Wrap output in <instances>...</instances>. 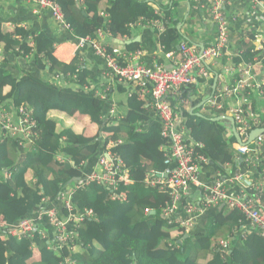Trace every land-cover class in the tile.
<instances>
[{
	"label": "trees",
	"instance_id": "1",
	"mask_svg": "<svg viewBox=\"0 0 264 264\" xmlns=\"http://www.w3.org/2000/svg\"><path fill=\"white\" fill-rule=\"evenodd\" d=\"M58 1L76 37L95 39L98 30L103 29L112 33V43L117 44L116 39L132 37L136 26L133 24L141 22L142 26L152 29L157 46L165 53L174 50L183 40L192 43L181 24L194 22V16L203 19L204 11L193 7L206 2L188 0L192 11L185 18L178 16L181 0L166 4L153 0ZM103 11L106 17L101 14ZM154 20H158L159 27L150 23ZM3 24L0 20V44L4 43V53L11 55H5L0 61V99L31 105L38 124L35 130L40 137L34 145L26 146L22 139L19 140L22 145L10 139L0 141V220L14 224L32 216L45 198L57 200L62 186L73 183L76 184L70 198L73 208L77 211L92 209L94 216L82 221L78 237L59 253L48 249L47 239L38 236L35 240L21 241L14 237L0 238V264H61L66 256H72L79 264H264V234L250 231L242 235L241 230L248 221L236 209H229L225 214L228 211L225 206L206 222L204 233H194L193 227L183 230L180 223H170L162 215L171 193L146 185L145 178L152 170L156 173L167 170L165 151L161 148L166 139L158 118L152 117L153 120L142 126L151 114L147 99H141L135 91L127 100V114L113 121L105 113L111 102L89 87L91 72L81 64L80 51L71 63H65L54 55L55 43L45 32H38L34 37L20 25L11 30ZM254 37V33L240 35L237 43L243 49L242 59L257 57L264 67V47L263 51L257 50ZM126 47L137 49L142 45L135 41ZM31 53L33 67L15 75L9 69L8 56L22 59ZM45 74L66 84L46 79ZM198 90V85L186 84L174 98L169 96L170 104L177 107L183 121L191 128L193 138L204 143L202 151L211 161L210 166L218 171H226L225 165L231 163L234 167L240 164L246 168L244 161H234L236 150L254 138L249 135L238 142L234 134L225 133L226 122L213 120L229 115H224L223 110L208 114L197 108L200 116L183 105L177 106L180 101L198 94ZM212 92V87L208 88L207 93L192 100L191 105L197 107ZM259 100L264 101V98ZM253 103L264 129L261 102ZM53 112H57L55 117L51 115ZM76 114L79 118H75ZM86 117L89 124L82 131L59 123L63 119L68 124L81 123ZM139 127L141 131L137 130ZM111 140H121L116 149L127 163L133 181L118 190L126 195V201L112 199L111 188L96 182L77 187V183L83 184L79 179L83 177L86 163L98 160L105 143ZM60 152L68 155L64 162L57 159ZM261 152L264 154V144ZM29 172L34 180L27 178ZM255 172L257 177L259 170ZM152 210L156 213L152 214ZM234 230H238L237 235ZM230 235L234 236L231 248L220 249V241ZM33 241L38 255L31 247ZM76 246L80 247L79 252L74 251Z\"/></svg>",
	"mask_w": 264,
	"mask_h": 264
},
{
	"label": "built area",
	"instance_id": "2",
	"mask_svg": "<svg viewBox=\"0 0 264 264\" xmlns=\"http://www.w3.org/2000/svg\"><path fill=\"white\" fill-rule=\"evenodd\" d=\"M1 1V0H0ZM29 4H36L40 9H50L53 16L64 27L69 25L64 20L62 5L58 0H24ZM193 1V0H191ZM200 1V0H194ZM237 0H206L201 5H196L193 9H201L204 11V18L211 19L216 29L217 39L213 45L204 47L203 50L192 45L186 40L181 41L177 47L165 53L167 59L170 60L168 65L162 64L156 67H149L145 63H139L142 57V51L125 54L120 48H110L104 43L105 33L100 30L98 40L92 41L89 37L81 38L79 46L84 47L88 42L97 54L103 56L108 61L113 70L110 73L117 76L119 80H134L139 83L141 89H146L148 93L154 97V107L158 112L163 123V135L170 141V147L165 151V164L168 166L166 173L161 175L147 176L146 184L151 186L160 185L162 188L171 190L172 202L163 209L165 218L170 223L176 221L180 223L183 230L192 228L200 216L207 208L218 204L238 210L248 221V228L242 229V235L245 231H257L264 234V154L261 149L264 144V134L254 137L252 142L241 144L237 152L236 159L244 161L246 168L240 164L236 165V169L228 175L217 176L212 185H206L200 178L202 163L207 158L201 153L202 143L191 144L185 136V128H179L178 113L164 100L165 94L169 90L177 89L184 84L197 83L201 78H208L209 72L206 67V61H213L221 58L225 52H229V41L231 34L232 22H237L240 14L234 15L228 6ZM241 1V0H239ZM250 3V17L256 18L258 15L264 21V3L262 0H246ZM102 15L107 16L104 11ZM260 22H262L259 19ZM158 26V20L150 22ZM159 27V26H158ZM162 28V26H160ZM261 34H256V39ZM55 54V53H54ZM59 60L60 56L55 55ZM127 58V66L120 63L121 59ZM235 67L233 66V70ZM255 67L247 64L243 70L238 84L233 88V94L236 98V106L233 109V119L236 129L242 138H248V131L253 127H258L261 123L260 113L254 111L253 96L255 94H264L261 91V81L258 74L253 73ZM199 77V78H198ZM212 106L221 109L222 105L217 98L210 101ZM16 119L5 109L0 108V141L13 139L24 145H34L37 142L38 127L37 120L33 117L31 110L27 105L18 107ZM121 141H110L105 145L104 151L101 152L98 163L100 169L104 172L101 177H89L88 174L82 180L86 186L94 181L113 188L111 195L114 200H125L126 195L118 192L121 184H131L132 180L127 167L123 169L125 162L115 147ZM165 150V147H163ZM65 153L60 152L57 159L64 162L67 159ZM243 157V158H241ZM259 170L256 177L255 170ZM164 175L167 177L164 178ZM9 177L10 174L7 173ZM150 179H152L150 181ZM149 182L151 184H149ZM203 183V184H202ZM190 184L202 188V195L196 205L192 204L187 207L189 215L183 217L175 215L179 204L181 203L183 193L189 191ZM176 191L177 194H173ZM178 194H182L181 197ZM62 196L66 198L65 210L69 216L64 217V213L59 215L56 210H44L37 216L25 217L18 222L11 224L6 220H0V238L14 237L18 240L25 238H35L40 236L47 239V232L39 224L45 217L49 220V225L54 229L55 234L51 238L49 247L54 251L62 250L69 242L75 241L74 235L68 230L71 221L77 220L82 222L86 217L92 218L93 211L85 209V211L75 210L70 200L71 192H63ZM76 212H75V211ZM75 228V227H74ZM238 233H235L237 235ZM233 235L223 239L219 243V248L226 251L231 248ZM180 242V241H178ZM173 246V243H171ZM179 245H177L178 247ZM61 264H78L72 257H66Z\"/></svg>",
	"mask_w": 264,
	"mask_h": 264
},
{
	"label": "crops",
	"instance_id": "3",
	"mask_svg": "<svg viewBox=\"0 0 264 264\" xmlns=\"http://www.w3.org/2000/svg\"><path fill=\"white\" fill-rule=\"evenodd\" d=\"M156 3L159 4H166L170 2L171 0H153ZM264 3V0H262ZM240 3H233L232 7L237 10ZM190 3L188 0H181L180 7L178 9V16L179 17H187L190 13ZM192 11V10H191ZM194 11L192 12V14ZM244 14V13H243ZM240 14L241 19H238L236 25H233L232 27V33L230 34V41H229V52H225L224 55L221 58L215 59L213 61H206V67L209 72L208 78H201L199 79V93L198 95H192L189 99H186V101L182 100L180 101L177 106L183 105L187 107L191 113L195 111L196 114L199 115V112L195 109V106L191 105L192 100H196L201 95V92L203 94H206L208 91V87L213 89V98H217L218 102L222 105L221 109L217 110H223L224 115H229L227 117H223L221 121H224L227 123V129L226 134L232 133L234 134V131L238 132L236 129V125H232L228 118L233 115V109L236 106V98L233 94V88L238 84L239 79L241 78L243 70L246 68L247 64H252V66L255 67V70L253 69V73L258 74L261 81V91L264 93V67L261 63V61L255 57L252 60H243L242 59V51L238 45V39L240 35H249L251 33H259L261 36H259L256 39V35L253 40L254 47L257 50H262L264 47V21L263 22H256V23H249L248 19L244 21V18L246 15ZM194 16V22H188L187 24H181V27L183 29V32L185 35L188 36L190 41L200 47L207 46L209 43L214 44L215 40L217 39L216 29L214 25L212 24L211 19H200ZM0 20L3 21V25L6 26L9 29L15 28V24L20 25L26 30H29L34 37L38 32H45L55 43V55L60 56V60L65 63H71L77 56V53H81L80 56V62L83 66L88 67V69L91 72V78L89 81L92 83L93 86L97 87L99 93L100 90L102 91L101 94H104L107 96L108 100L111 102L110 107H115V111H111L109 114H107V117L113 119V121H119L124 118L125 114H127L128 108H127V100L130 95H132L136 91V87L133 83L130 82H122V81H116L114 79H109L110 77L107 76V68L105 65V59L102 56H99L95 53L93 48L90 45H87L84 48L77 49V39L67 30L62 29L56 21H54V18L50 14V12L46 9L41 10L39 8H36L35 6H31L28 3H25L21 0H1L0 1ZM8 23H13L12 25H8ZM241 24V25H240ZM136 25V26H134ZM133 31H132V37L125 36V38H119L116 39L117 45L121 46L122 48L126 49V45L130 44L131 42H135L137 38H139V41L141 42V51H142V57L141 61L147 64H154L157 62L163 63L168 65L170 63V60L167 59L165 52L162 48H159L156 44L154 33L151 28L142 26V23L139 22L138 24H133ZM138 26H141L138 27ZM120 40H127L130 41L128 43L122 44ZM4 43L0 44V61L5 57V55H11L8 53H4ZM264 50V49H263ZM262 50V51H263ZM261 51V52H262ZM232 54V56H231ZM10 60L9 69L17 76L22 74V71L25 69H31L34 64V57L31 54L26 55L22 59L13 58L12 56H8ZM233 66L235 69L233 70ZM8 67V66H7ZM46 79H50L55 81V78L51 75L45 74ZM199 78V77H198ZM57 84L63 85L66 84L65 81L56 79ZM122 85V88H120ZM123 87L125 89H123ZM148 91L146 89L140 90V97L141 99L148 98ZM172 95V94H170ZM212 94L208 96L211 98ZM173 96L170 97L172 99ZM264 98V94H255L254 102L257 101L258 103L261 102L260 109L263 112L264 111V101L259 100ZM188 100H190L188 102ZM20 105H27L28 108L31 110L33 115V107L29 105L28 103L23 104H15L12 99L9 100H1L0 99V108L7 110L13 117V119L18 118V107ZM146 106H149L151 108V114L148 115L145 118V123L150 122L153 120L152 117L156 118V114L153 111L151 101L149 100V104ZM202 111L207 112L205 106L202 108ZM214 110H209L207 113L211 114L210 112ZM255 111V110H254ZM257 112V111H256ZM261 117V115H260ZM262 122V121H261ZM72 124V121L69 122ZM254 129H262L261 124L258 127H253L249 129L248 134L251 135V131ZM264 134V129L261 134L256 135L255 137H258L259 135ZM235 136V135H234ZM252 136V135H251ZM40 137V134L37 135L38 140ZM13 139H10V142H12ZM189 142L191 144L195 143H202L203 147L201 148V153L209 160V158L203 153L202 149L204 148V143L202 141L195 140L193 136L189 138ZM29 145V143H28ZM237 152L235 154L234 161H236ZM243 158V157H241ZM210 161V160H209ZM127 166V163H126ZM128 168V167H127ZM201 172V180L206 185H212L214 182V179H216L217 176L220 175H228L231 174L233 170L236 169L234 167V164H226L225 168L226 171H218L213 166L205 165L202 167ZM94 170L99 171L100 167L97 165V160L92 159L88 163H86L84 169H83V177L79 179V183L81 180L85 178L86 174H89L90 172H93ZM129 170V169H128ZM154 171V170H152ZM8 177V176H7ZM32 178L34 180L33 175H30V172L27 174V178ZM83 178V179H82ZM31 180V179H30ZM76 184L72 185H63L62 189L60 191V194L58 196L57 200H49L44 199L39 208L31 214L32 216L28 217H34L42 213L44 210H56L59 215L64 213V217L69 216V213L67 210H65V204H66V198L62 196L63 192H72L74 191ZM79 184L77 183V187ZM200 188L196 185H191L189 193L186 194L183 198V201H192L197 200L200 196ZM184 201V202H185ZM224 205L219 206H213L207 208L200 216H198L196 223L193 226L194 233H204L206 231V222L213 219L217 216V214L224 208ZM225 214L229 212V207H225ZM66 211V212H65ZM177 214H181L180 216L187 217L186 210L184 208V203L179 208V211ZM225 217V216H224ZM39 224L41 227L47 232V246L48 249L52 250L49 247V243L51 242V238L54 236L55 231L54 229L49 225V220L47 217H45L44 220L40 221ZM82 222H78L76 219L71 221V225L74 227H70L68 224V230L74 235V239L78 237L79 235V228L81 226ZM232 224V222H230ZM248 226H245L244 229L246 230ZM235 233H238V230H234ZM242 232V230H241ZM250 231H245L243 235H247ZM40 239H45L40 236H38ZM9 238V237H8ZM17 239V238H15ZM25 239H31L35 240V238H25ZM18 240V239H17ZM24 240V239H22ZM21 241V240H20ZM32 249L35 251V254L38 255V252L36 251V244L35 241L32 243ZM75 252H79L81 249L79 246L74 247ZM54 251V250H52ZM65 258V257H64Z\"/></svg>",
	"mask_w": 264,
	"mask_h": 264
},
{
	"label": "rangeland",
	"instance_id": "4",
	"mask_svg": "<svg viewBox=\"0 0 264 264\" xmlns=\"http://www.w3.org/2000/svg\"><path fill=\"white\" fill-rule=\"evenodd\" d=\"M8 1V0H7ZM21 1H23V2H25V3H27L26 1H24V0H21ZM53 1H55V0H53ZM80 1V0H79ZM233 3H240V5L238 6V8H237V10H235L233 7H232V5H233ZM232 4H230L229 6H228V9L234 14V15H236V14H243V15H246L245 16V18H244V21L245 20H247L248 19V22L249 23H256V22H259V19L263 22V19L258 15L256 18H253V17H250V15H248L247 13H249L250 12V3H248L246 0H241V1H239V0H237V1H234ZM29 4V3H28ZM31 6H35L36 8H38L37 7V5L36 4H30ZM40 9V8H39ZM41 10H44V9H41ZM46 10H48L49 12H50V14L52 15V17L54 18V21H56V23L62 28V29H64V30H67V31H69L70 33H72V31H71V28H70V24L67 22V20H66V17H65V14H64V20H65V22L69 25V28H67V27H64L59 21H57L56 19H55V17L53 16V12H52V10H50V9H46ZM101 14H102V12H101ZM104 16V15H103ZM104 17H106V16H104ZM239 19H241V18H239ZM236 23L237 22H232V24H231V33H232V26L233 25H236ZM13 23H8V25H12ZM18 24H15V27L17 26ZM241 25V24H240ZM23 27H25L24 25H23ZM100 30H102L104 33H105V38H104V43L106 44V45H108L110 48H115V47H118V48H120L121 49V51L122 52H124L125 54H130V53H135V52H138L141 48H137V49H127V47H126V49L125 48H122L121 46H119V45H117V44H113L112 43V33L110 32V31H105V30H103V29H99L98 30V33H97V37L95 38L96 40H98V39H100L99 38V31ZM257 33H255V35H256ZM72 35H73V33H72ZM74 36V35H73ZM76 39H77V49H80V48H84V47H86L87 45H90V42H88L84 47H81V46H79V40L81 39V38H87V37H76V36H74ZM125 38V37H124ZM95 39H91L92 41H94ZM116 41V40H115ZM121 41H124V42H127V40H121ZM132 43V42H131ZM122 44H124V43H122ZM192 45H194V46H197V45H195V44H193V43H191ZM209 45H213V44H211V43H209L207 46H209ZM91 46V45H90ZM206 45L204 46V47H207ZM92 47V46H91ZM198 47V49H200V50H203L204 49V47L202 48V47H200V46H197ZM94 50V49H93ZM95 51V50H94ZM54 53H55V51H54ZM95 53H96V51H95ZM97 54V53H96ZM55 55V54H54ZM99 55V54H98ZM99 56H101V55H99ZM231 56H232V54H231ZM103 57V56H102ZM104 58V57H103ZM105 59V58H104ZM139 63H141V62H143V61H141V59H139V61H138ZM120 63L123 65V66H127V64H128V59L127 58H125L124 57V59H121L120 60ZM144 63V62H143ZM147 66H149V67H156V66H159V65H162L163 63H160V62H157V63H154V64H147V63H145ZM105 65H106V68H107V76H109L110 78L109 79H114V80H116V81H122V82H130V83H133L134 85H135V87H136V91H138V94H140V90H141V86L139 85V83L138 82H136V81H134V80H127V79H123V80H119V78L117 77V76H114L113 74H111L110 73V71H109V69H112L113 70V66H110L109 65V63H108V61H106V59H105ZM111 79V80H112ZM55 81H56V78H55ZM199 82V81H198ZM188 83V84H191V85H193V84H195V85H199V83ZM184 85H186V84H184ZM184 85H182L181 87H183ZM88 87V86H87ZM89 87H90V89H94L95 90V93L98 95V96H100L101 98H106V99H108L107 98V96L106 95H104V94H101V90H100V93H99V91H98V89H97V87H95V86H93L92 85V83L90 82V84H89ZM88 87V88H89ZM181 87H179V88H177V89H173V90H169L168 92H166V94H165V101L178 113V116H179V124H178V126H179V128H185V130H186V134H185V136L189 139V138H191V136H192V130H191V128L190 127H188L186 124H185V122L183 121V119H182V117H181V114H180V112H179V110L177 109V107H173L171 104H170V101H169V96H173V98H174V96H176V95H178L179 94V92H180V89H181ZM209 88V87H208ZM214 89V88H213ZM198 93H199V90H198ZM170 94H172V95H170ZM149 96L148 97H150L149 99L148 98H144V99H147L148 100V103H149V100L151 101V105H152V108H153V111L155 112V114H156V118H158L159 120H160V122H161V126H162V136L164 137V135H163V123H162V120H161V118H160V116H159V114H158V112L156 111V109H155V107H154V97H153V95L150 93V94H148ZM194 95H198V94H194ZM201 95H202V92H201ZM213 96H214V94H212V96H211V98H205V99H202L201 100V102L197 105V107H195V109H197V108H203L204 106H205V108H206V110H207V112L209 111V110H214V111H212V112H216V111H220V110H217V108H215V107H213L212 106V104H211V102L210 101H212L214 98H213ZM202 96H199V98L198 99H200ZM111 111H115V107H110V109H109V106L107 105V107H106V109H105V113H107V114H109ZM57 112H53L51 115L53 116V117H55V114H56ZM126 115V114H125ZM200 115V114H199ZM201 116V115H200ZM232 118H233V115L231 116ZM75 118H79V114H76V116H75ZM58 120H60L59 118H58ZM229 120V119H228ZM76 121V120H75ZM144 123H142V126L143 125H145V119H144V121H143ZM229 122L231 123V121L229 120ZM59 123L61 124V125H63V126H65V125H72L74 128H76L77 130H79V131H82L83 129H84V127H86V125L87 124H89V119H88V117H86V118H84L83 120H82V122L81 123H77V121L76 122H72V124H68V123H66L65 122V120L63 119V120H61V121H59ZM88 128H89V126H87ZM138 131H141L142 130V128L141 127H139L138 129H137ZM165 139H166V143L165 144H163L162 146H161V148L163 149V147H165V150L164 151H166V149L168 148L169 149V147H170V141H169V139L168 138H166V137H164ZM113 141V140H112ZM115 141V140H114ZM119 141H121V140H117V142H119ZM110 141H108V143H109ZM105 145H106V143H105ZM118 146V145H117ZM116 146V147H117ZM116 147H115V150L118 152V150L116 149ZM104 151V150H103ZM102 151V152H103ZM119 153V152H118ZM120 154V153H119ZM120 156H121V154H120ZM122 157V156H121ZM122 159H123V157H122ZM123 161L125 162V160L123 159ZM164 163H165V155H164ZM97 165H98V167H100V163H98V160H97ZM166 165V164H165ZM167 166V165H166ZM127 166H126V162H125V164H124V166H123V169H125ZM203 169V168H202ZM127 170H128V168H127ZM167 170H168V166H167ZM166 170V171H167ZM129 171V170H128ZM166 171L165 172H159V173H156L155 171H151L147 176H151L152 174L153 175H156V176H159V175H161V173H166ZM104 172L105 171H103L102 169H100L99 171H96V170H94L93 172H90L87 176H89V177H101V176H103L104 175ZM201 172H202V170H201ZM201 172H200V178H201ZM129 175H130V172H129ZM146 176V177H147ZM165 177H167V175H164V178ZM130 178H131V176H130ZM146 179V178H145ZM152 179H150V181H151ZM94 182H96V181H94ZM133 182V181H132ZM93 183V182H92ZM97 183V182H96ZM145 183H146V181H145ZM99 185H104V184H100V183H98ZM149 184H151L150 182H149ZM127 185H129V184H127ZM127 185H125V184H121V186L120 187H122V186H127ZM146 185H148V184H146ZM151 185H153V184H151ZM151 185H148V186H151ZM191 185H193V184H190V186H189V190H190V187H191ZM104 186H106V185H104ZM158 187H160L161 189H167V191L168 192H170L171 193V190L170 189H168V188H162L160 185H157ZM107 187H109V186H107ZM119 187V188H120ZM152 187H156V186H152ZM109 188H111V187H109ZM200 188V187H199ZM119 190V189H118ZM200 196H199V198L201 197V195H202V188H200ZM111 191H112V193H113V188H111ZM122 193V192H121ZM189 193V191L186 193V194H188ZM124 194V193H123ZM173 194H177V192L176 191H174L173 192ZM186 194H184L183 193V197H182V200H181V203L179 204V207H178V209H177V211H176V213H175V215H181V214H177L178 213V211H179V208H180V206L182 205V203H183V198H184V196L186 195ZM180 197H181V195L182 194H178ZM171 197V196H170ZM199 198L197 199V200H192V201H188L187 203H184V208H185V210H186V213H187V215H189L188 214V212H187V207H189L190 205H196V203L198 202V200H199ZM127 199V198H126ZM126 199L125 200H120V201H126ZM172 202V197H171V200L169 201V202H167L166 203V205H168L169 203H171ZM166 205H164L163 206V209L165 208V206ZM163 209H162V215H165L164 214V212H163ZM90 210H92V209H90ZM93 211V210H92ZM153 211V210H152ZM151 211V212H152ZM93 215H94V212H93ZM71 242H69L68 244H70ZM67 244V245H68ZM66 247V246H65ZM54 252H57V253H59L60 251H54ZM66 257H72V256H66ZM65 257V258H66ZM64 258V259H65ZM73 258V257H72ZM73 259H75V258H73ZM76 260V259H75ZM64 261V260H63ZM77 261V260H76ZM78 263V262H77ZM79 264V263H78Z\"/></svg>",
	"mask_w": 264,
	"mask_h": 264
},
{
	"label": "water",
	"instance_id": "5",
	"mask_svg": "<svg viewBox=\"0 0 264 264\" xmlns=\"http://www.w3.org/2000/svg\"><path fill=\"white\" fill-rule=\"evenodd\" d=\"M179 28H180V26H179ZM136 41H139V38H137ZM120 42L121 43H128L130 41L124 42V41L120 40ZM223 117L224 116H218V117L213 118V120H221V119H223ZM228 119L231 121V124L234 125V119L232 117H229ZM262 132H263V129H254L253 131L250 132L252 135L251 137L254 138L256 135L261 134ZM234 135H235L238 142L242 141L241 136L239 135L238 132L234 131ZM151 213L154 214V213H156V211H152Z\"/></svg>",
	"mask_w": 264,
	"mask_h": 264
},
{
	"label": "bare ground",
	"instance_id": "6",
	"mask_svg": "<svg viewBox=\"0 0 264 264\" xmlns=\"http://www.w3.org/2000/svg\"><path fill=\"white\" fill-rule=\"evenodd\" d=\"M224 117H227V116H224ZM210 162H211V161H209V160L207 159L205 162L202 163L201 167H203V166H205V165H206V166L209 165ZM214 181H215V179H214ZM202 184H203V183H202ZM219 205H221V204H218V205H216V206H219Z\"/></svg>",
	"mask_w": 264,
	"mask_h": 264
},
{
	"label": "clouds",
	"instance_id": "7",
	"mask_svg": "<svg viewBox=\"0 0 264 264\" xmlns=\"http://www.w3.org/2000/svg\"><path fill=\"white\" fill-rule=\"evenodd\" d=\"M203 16V19H204V15H202ZM190 43V42H189ZM239 133V132H238ZM240 135V134H239ZM241 136V135H240ZM248 137H249V135H248ZM241 139H243L242 137H241ZM250 143V142H249ZM246 144H248V143H246ZM164 216V215H163ZM165 217V216H164ZM169 220V219H168ZM170 222V221H169Z\"/></svg>",
	"mask_w": 264,
	"mask_h": 264
}]
</instances>
